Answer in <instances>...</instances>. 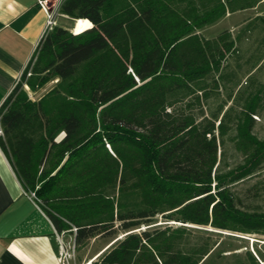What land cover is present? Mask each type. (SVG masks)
I'll list each match as a JSON object with an SVG mask.
<instances>
[{
    "label": "trees",
    "instance_id": "obj_1",
    "mask_svg": "<svg viewBox=\"0 0 264 264\" xmlns=\"http://www.w3.org/2000/svg\"><path fill=\"white\" fill-rule=\"evenodd\" d=\"M243 7L62 0L60 12L88 25L41 36L0 104V149L58 234L77 248L108 239L89 264H200L215 245L207 226L264 234V209L235 189L264 173V138L252 131L259 93L235 117L233 165L222 163L229 108H202L237 49L228 29L198 31Z\"/></svg>",
    "mask_w": 264,
    "mask_h": 264
},
{
    "label": "rangeland",
    "instance_id": "obj_2",
    "mask_svg": "<svg viewBox=\"0 0 264 264\" xmlns=\"http://www.w3.org/2000/svg\"><path fill=\"white\" fill-rule=\"evenodd\" d=\"M75 23L82 27L85 26L86 21L62 12L57 16V25L71 30L73 26L75 30ZM214 23L203 29V35L212 37L227 28L236 39L237 50L227 55L223 63L222 77L219 78V87L210 91L202 108L206 114L216 111L222 104L223 109L229 108V114L226 117L228 129L225 135V152L222 163L233 165L241 160L240 153L234 149L233 141L229 139L235 133V117L239 114L240 107L243 106L245 100L254 93H259V100L257 111L252 115V131L257 137L264 138V23L258 22L251 31L243 30L241 22L231 21L230 23L228 20H222ZM55 82V80H50L37 91L29 93L34 98L38 97L51 88ZM199 108L197 103L193 105L195 112H199ZM235 189L241 194L245 206L264 209V173L236 184ZM160 222L164 221L159 218L158 223ZM168 223L177 225L180 222L172 220ZM206 229L209 230L208 233L215 241V245L200 264H252L250 255H253L259 264H264V234L240 233L210 226ZM64 239L67 248H65L66 251L60 249V264H84L110 243L106 238L95 236L84 246L77 248L72 245L73 235L71 233H65Z\"/></svg>",
    "mask_w": 264,
    "mask_h": 264
},
{
    "label": "crops",
    "instance_id": "obj_3",
    "mask_svg": "<svg viewBox=\"0 0 264 264\" xmlns=\"http://www.w3.org/2000/svg\"><path fill=\"white\" fill-rule=\"evenodd\" d=\"M228 1L246 7L228 10L216 23L228 20L244 26L264 18V0ZM46 19L39 0H0V104L44 34ZM212 24L198 32L203 35V29ZM64 238L65 234L56 232L48 215L22 187L0 149V264H60L59 243Z\"/></svg>",
    "mask_w": 264,
    "mask_h": 264
},
{
    "label": "built area",
    "instance_id": "obj_4",
    "mask_svg": "<svg viewBox=\"0 0 264 264\" xmlns=\"http://www.w3.org/2000/svg\"><path fill=\"white\" fill-rule=\"evenodd\" d=\"M62 0H50V2H48V0H39V4L40 6L45 10V12L47 13V19H46V25H45V30H49L51 29L53 26L57 25V16L60 13V4H61ZM29 195L36 200V202H38V199L36 198L34 192H29ZM61 235V234H59ZM60 249H64L67 248V246L65 245L64 241L62 239H60ZM72 245H74V242L72 241ZM66 251V250H65Z\"/></svg>",
    "mask_w": 264,
    "mask_h": 264
},
{
    "label": "bare ground",
    "instance_id": "obj_5",
    "mask_svg": "<svg viewBox=\"0 0 264 264\" xmlns=\"http://www.w3.org/2000/svg\"><path fill=\"white\" fill-rule=\"evenodd\" d=\"M87 25H88V23L86 22L85 26H87ZM80 27H81L80 24L75 23V26H74L75 31L79 30ZM75 31H74V32H75ZM91 260H92V259L86 261L84 264H89Z\"/></svg>",
    "mask_w": 264,
    "mask_h": 264
}]
</instances>
